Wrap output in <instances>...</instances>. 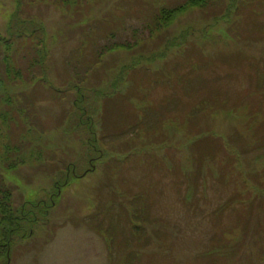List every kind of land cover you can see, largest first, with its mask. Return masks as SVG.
Returning <instances> with one entry per match:
<instances>
[{"label": "rangeland", "instance_id": "1", "mask_svg": "<svg viewBox=\"0 0 264 264\" xmlns=\"http://www.w3.org/2000/svg\"><path fill=\"white\" fill-rule=\"evenodd\" d=\"M187 2L0 0L6 264H264V0Z\"/></svg>", "mask_w": 264, "mask_h": 264}, {"label": "trees", "instance_id": "2", "mask_svg": "<svg viewBox=\"0 0 264 264\" xmlns=\"http://www.w3.org/2000/svg\"><path fill=\"white\" fill-rule=\"evenodd\" d=\"M187 3H188V6L190 7L201 6L204 4V0H188ZM182 11L183 10L180 8L172 9L165 15L163 14L158 15L157 19L160 22L165 21V20H169V22H172L173 17L178 16V14H180ZM0 43H2L7 49L9 48V44L7 41H4L3 39L0 38ZM0 57H1V49H0ZM2 57H4L3 52H2ZM7 57L8 56L5 55V57L0 61H3L4 65L6 66V72L8 73V76H10L11 75L10 71H14V70L11 68L12 61L10 57L9 58ZM1 85H2V79L0 78V86ZM10 202H11L10 190L7 188L0 187V264L7 263V260L9 258V250H10V246L12 243V239L16 237L22 230L21 223H31L30 219L26 217L22 213V211L19 213L20 214L19 216H15V214L11 210ZM137 218L138 216L133 217L134 223L131 224V231H138L140 229V225H137V223L139 222Z\"/></svg>", "mask_w": 264, "mask_h": 264}]
</instances>
